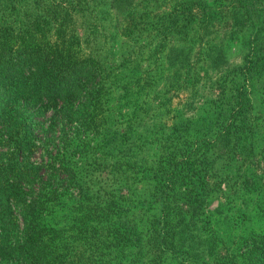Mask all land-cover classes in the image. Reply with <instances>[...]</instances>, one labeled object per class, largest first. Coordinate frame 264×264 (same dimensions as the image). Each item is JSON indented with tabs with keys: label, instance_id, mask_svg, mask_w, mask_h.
<instances>
[{
	"label": "rangeland",
	"instance_id": "374dc122",
	"mask_svg": "<svg viewBox=\"0 0 264 264\" xmlns=\"http://www.w3.org/2000/svg\"><path fill=\"white\" fill-rule=\"evenodd\" d=\"M56 1L70 5V58L96 72L80 124L49 159L32 154L73 174L25 196L46 219L23 250L37 264H263L264 75L252 132L226 140L223 124L209 123L226 110L225 80L248 61L257 27L242 26L235 0H195L192 18L180 9L185 0H27L19 17L50 14ZM46 38L37 48L46 53L62 39ZM201 131L209 148L195 138ZM190 177L205 203L195 202ZM9 178L0 169V181ZM157 222L177 248L172 236L153 234Z\"/></svg>",
	"mask_w": 264,
	"mask_h": 264
},
{
	"label": "trees",
	"instance_id": "16d2710c",
	"mask_svg": "<svg viewBox=\"0 0 264 264\" xmlns=\"http://www.w3.org/2000/svg\"><path fill=\"white\" fill-rule=\"evenodd\" d=\"M235 2L234 14L242 18V26H256L257 30L247 38L248 61L238 68L237 74L225 80L226 110L209 119L214 128L218 121L223 124V129H216L226 140L254 129L252 99L256 94L257 81L264 75V0ZM26 3L27 0H0V169L11 176L6 184L0 181L2 264L38 263L37 253L33 249L25 252L22 241L35 236L33 234L38 225L46 218L38 206L32 205V200L27 201L25 196L38 186L41 189L54 184L59 178L70 179L73 171L66 163L60 164L54 160L36 163L31 159L32 154L42 149L49 159L50 149L56 147L55 141H64L70 126L80 124L86 107L90 105L86 104L90 103L86 90L96 72V69L86 65L88 61L83 64L70 58L71 44L65 34L72 16L67 2H53L55 6L52 4L50 14L21 21L19 9ZM196 3L195 0L181 2L180 9L186 18H192ZM8 21L15 25L10 30L3 27ZM47 35H60L62 38L54 42L56 49L48 53L37 49L40 47L38 43L43 38L46 40ZM76 43L79 41L76 40ZM61 48H65V51ZM99 91L100 88H97L96 92ZM84 98L87 99L80 102ZM74 99L78 100L77 105ZM54 128L61 130L56 140L53 137ZM210 135L209 131H201L196 133L195 138L209 148ZM196 180L199 181L198 176ZM195 181L190 183L191 190L196 191L193 195L195 202L205 203L206 196L194 185ZM254 186L257 188V183ZM10 202L14 211L8 205ZM159 206L154 210L163 213ZM198 207L200 210L205 208L204 205ZM152 226L154 235L172 236L171 246L177 248L179 240H173L171 228L158 225V222ZM260 238V255L264 264V235Z\"/></svg>",
	"mask_w": 264,
	"mask_h": 264
}]
</instances>
